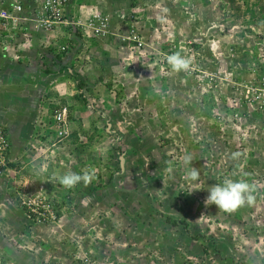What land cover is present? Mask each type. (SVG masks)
Listing matches in <instances>:
<instances>
[{
	"label": "rangeland",
	"instance_id": "rangeland-1",
	"mask_svg": "<svg viewBox=\"0 0 264 264\" xmlns=\"http://www.w3.org/2000/svg\"><path fill=\"white\" fill-rule=\"evenodd\" d=\"M25 1L0 69L32 26L89 80L66 82L71 97L50 78L0 97V264H264V0H68L51 27L52 0ZM177 52L188 70L170 69ZM63 108L65 139L48 120ZM226 179L246 181L252 204L206 207Z\"/></svg>",
	"mask_w": 264,
	"mask_h": 264
},
{
	"label": "crops",
	"instance_id": "crops-1",
	"mask_svg": "<svg viewBox=\"0 0 264 264\" xmlns=\"http://www.w3.org/2000/svg\"><path fill=\"white\" fill-rule=\"evenodd\" d=\"M10 2L11 0H0V9L6 7ZM27 23L23 24V28H25L28 25ZM29 31H30L29 34L30 42L28 43L21 42L24 41L22 39L23 36L21 35L13 36L12 37L13 40L9 41L8 46L9 48L13 49V54H11V56L10 55L7 56V59H10L11 61L8 62L3 61L2 68L0 69V97H5V100H10L11 97H32L34 96L36 90H33V88L31 87L38 86V90L40 91L39 86L42 85V82L46 81L49 78L51 80L49 79L48 83L51 82L52 85H54L55 87V95H56L55 97H71L72 94H74V91L66 90V87H68L67 83L70 85V83L72 84V82L75 79L80 80V78H82V81L84 82L85 85V80L86 83L89 80V78L86 76H88L89 74L86 75L83 74L84 72L81 73L76 70L82 76H79L80 74L76 75L75 74L76 71L74 69H72L71 67L70 68L67 67V64L65 63V59L61 61L60 58L57 56H53V55L50 56L49 54L50 52L48 48L45 47L46 46L45 44L49 42L48 36L51 35V37H54V33H50V34L48 33L49 35H47V33H42L39 31H37L38 33H36V31H34L32 26ZM5 33L6 32L4 30L0 29V41L2 42H4L5 39L7 38ZM41 34L47 35V37L44 38L41 36ZM39 37L42 39H40ZM14 42L15 44H18L20 42L19 44H21V46L20 45L18 46V50L14 49V47L11 45V43ZM26 85L30 86V88H26ZM84 89L82 88V90L80 89L79 90L83 91L84 97H87ZM58 94H62L63 96L62 95L58 96ZM22 106L23 104L19 105L17 108L21 109ZM13 108L14 107L11 108V111ZM25 108L26 107L24 105V109ZM1 110L3 111V114H6V106H2ZM71 116H72L71 114H69L68 116L69 122L72 120ZM75 117L78 116L75 115ZM48 120H50L49 123L54 125L55 123L54 115H52V117L49 118ZM73 124L75 123L73 122ZM70 126H71V122H70ZM83 142L84 144H88L89 142L88 138L84 137Z\"/></svg>",
	"mask_w": 264,
	"mask_h": 264
},
{
	"label": "clouds",
	"instance_id": "clouds-1",
	"mask_svg": "<svg viewBox=\"0 0 264 264\" xmlns=\"http://www.w3.org/2000/svg\"><path fill=\"white\" fill-rule=\"evenodd\" d=\"M6 7H9V4ZM26 16L28 17L27 14ZM167 64L170 66V69L172 71L182 72L188 70L190 61L185 57H183L179 52H177L167 57ZM56 112L54 113V116ZM55 125L57 124L55 123ZM69 136L70 134L67 137ZM237 156H239V153H233V158ZM191 161H192L191 156L186 157L185 159L186 163H190ZM94 177H95L94 171L84 172L82 174L76 172H69L63 176L58 177V183L61 186L70 189L82 182L87 184L91 182L94 179ZM189 177L192 181L199 182L201 179L200 170L192 167L191 171L189 172ZM206 190L208 192V195L204 202L205 206L208 207L209 205H215L219 209V212L220 211L227 213L234 212L238 210L240 207L244 206L245 204L251 205L254 200V196L252 195V187L246 181H233L231 179H226L222 183H217L214 186L207 187Z\"/></svg>",
	"mask_w": 264,
	"mask_h": 264
},
{
	"label": "built area",
	"instance_id": "built-area-1",
	"mask_svg": "<svg viewBox=\"0 0 264 264\" xmlns=\"http://www.w3.org/2000/svg\"><path fill=\"white\" fill-rule=\"evenodd\" d=\"M68 0H52V5L48 4L46 7L47 10H51L50 14L45 13L46 16L53 17L54 22L48 21V26L51 27L52 24L57 23L58 20H60L63 17V9L65 10V6ZM26 3L25 0H12L11 3H9V7H5L4 9L0 10V29L11 32V21H15L17 23L21 22L22 24L26 23L28 21V17L26 16ZM53 12V14H51ZM68 110L66 108L61 109L60 111H57L54 120L55 123L58 126L59 130V136L61 139L66 138L69 133L67 132L68 129ZM1 143H4V141L1 140ZM8 147V146H7ZM34 212V211H32ZM31 214V213H30Z\"/></svg>",
	"mask_w": 264,
	"mask_h": 264
},
{
	"label": "trees",
	"instance_id": "trees-1",
	"mask_svg": "<svg viewBox=\"0 0 264 264\" xmlns=\"http://www.w3.org/2000/svg\"><path fill=\"white\" fill-rule=\"evenodd\" d=\"M81 90H82V87H81ZM31 216L33 215L31 214ZM167 220L173 226H178L180 224L178 221H173L171 218H167ZM181 224H183L185 228H188V224L186 222H181Z\"/></svg>",
	"mask_w": 264,
	"mask_h": 264
},
{
	"label": "water",
	"instance_id": "water-1",
	"mask_svg": "<svg viewBox=\"0 0 264 264\" xmlns=\"http://www.w3.org/2000/svg\"><path fill=\"white\" fill-rule=\"evenodd\" d=\"M121 160H123V159H121Z\"/></svg>",
	"mask_w": 264,
	"mask_h": 264
}]
</instances>
